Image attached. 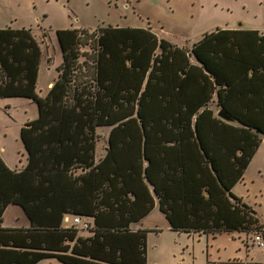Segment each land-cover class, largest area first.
Wrapping results in <instances>:
<instances>
[{
    "label": "trees",
    "instance_id": "1",
    "mask_svg": "<svg viewBox=\"0 0 264 264\" xmlns=\"http://www.w3.org/2000/svg\"><path fill=\"white\" fill-rule=\"evenodd\" d=\"M55 34L61 62L39 96L37 41L30 29L0 28V98L37 107L19 130L24 166L10 169L0 158V264L49 256L146 264V233L159 230L132 231L130 223L155 200L173 231L261 228L232 188L264 137V31L216 29L189 50L143 27ZM83 45L90 51L79 62ZM212 97L235 122L214 114ZM99 127L109 130L96 159ZM8 205L21 207L30 226H1ZM65 214L91 217V235L78 236L72 222L63 227Z\"/></svg>",
    "mask_w": 264,
    "mask_h": 264
},
{
    "label": "rangeland",
    "instance_id": "2",
    "mask_svg": "<svg viewBox=\"0 0 264 264\" xmlns=\"http://www.w3.org/2000/svg\"><path fill=\"white\" fill-rule=\"evenodd\" d=\"M107 26L149 28L157 38L187 45L208 29H264V0H0V28L30 29L40 47L35 87L39 96L45 95L46 84L56 78L55 66L61 62L56 30L77 28L90 34ZM93 35L88 36L89 41ZM89 51L88 45L80 46L78 61L82 62ZM36 116V104L29 98H0V148H4L0 158L10 169L23 152L20 127ZM107 132V127L96 129V155L106 145ZM232 192L254 209L261 228L198 237L170 230L156 208L146 220V224L161 229L149 231V263L188 264L194 246L197 264H264V246H257L254 240L256 235L264 240V138ZM19 216V208L9 206L2 225L21 224Z\"/></svg>",
    "mask_w": 264,
    "mask_h": 264
},
{
    "label": "crops",
    "instance_id": "3",
    "mask_svg": "<svg viewBox=\"0 0 264 264\" xmlns=\"http://www.w3.org/2000/svg\"><path fill=\"white\" fill-rule=\"evenodd\" d=\"M216 29H231V30L257 31L258 33H261L262 31H264V29H257V28H251V27H249V28H247V27H218V28L208 29L207 31H205L204 33L201 34V36L199 37V39L202 38L203 34L209 33V32H212V31H215ZM199 39H197V40H199ZM197 40H195V41H197ZM195 41H190V42L186 43L187 45H185V44H179L178 45V44H175L173 42L172 43L175 44V45H177V46H179V47H183V48H186L187 50H189L190 47H191V45H192V43L195 42ZM189 61L192 64L199 65L198 62L192 56L189 57ZM37 76H38V73H37ZM51 82H52V80H49L47 82L46 89H45V91H44L43 94H45L47 92V89L50 87ZM212 96L214 97V94ZM208 107L214 112L215 115H216L217 111L219 110V107L216 105V101H215L214 98H213V100H211L209 102ZM107 128L109 130V127H107ZM3 150H4L3 147L0 148V152L3 151ZM101 155H102V152L100 151L98 155H95L96 156V159L98 157H101ZM20 157H21V160H18V164L17 165L15 164L14 169L22 168L24 166L25 162H26V151L24 150V148H23V152L20 154ZM153 205L154 206L152 207L151 211L148 214H146L143 218H141L138 221H135V222L130 223V229L132 231H136L139 228H141V229H147V230H150V229H158L159 231H161L160 228H153V226H155V225L152 226V225L146 224L147 218H150V216H152V214L155 212V209L156 208L158 209V203H157L156 200L154 201V204ZM9 206H16V207L19 208V212H20V216L19 217H20V219H22V222H21V224L18 222V223H15V224L11 225V226H4V227H28V226H30V221H29L28 217L26 216V214L24 213V211L22 210L21 207H19L17 205H8L5 208L4 212L7 211V208ZM74 216H78L82 221L88 223L89 225L92 223V218L89 217V216H79V215H74V214H65L63 216V219H62V226L63 227H68L69 225H71L72 218ZM2 218H3V216H2ZM2 221H3V219H2ZM1 226H3L2 225V222H1ZM167 226H168V223H167ZM76 227L78 229V232H77V235L78 236H80V237H86V236L91 235V232L88 231V228L82 229V228H80L78 226H76ZM189 234H194V233H189ZM221 234H228V233H221ZM148 235H149V231L146 233V264H150L149 263V256H148V252H147V239H148ZM202 235L204 237L208 236V235H205V234H195L193 236L201 237ZM216 235H218V234H216ZM193 242H194V239L192 240V244H193ZM66 243H68L69 246L71 247L72 242H66ZM194 248L195 247L193 246V249H192V246H191L192 252L190 253V256H192V257H191L190 261L188 262V264H197V260H196L197 259L196 258L197 256H196V253L194 252ZM70 253H71L70 251H67L66 252V254H70ZM209 256L210 255H208V258H209ZM155 262L156 261H154V263ZM10 264H15V263H10ZM35 264H73V263L63 262L62 260L58 259L56 256H49V257H45V258L40 259Z\"/></svg>",
    "mask_w": 264,
    "mask_h": 264
},
{
    "label": "built area",
    "instance_id": "4",
    "mask_svg": "<svg viewBox=\"0 0 264 264\" xmlns=\"http://www.w3.org/2000/svg\"><path fill=\"white\" fill-rule=\"evenodd\" d=\"M72 223H73L75 226H78V227H80V228H82V229H86V228L88 227V224H87L86 222L82 221L78 216H74V217L72 218ZM254 240H255L257 246H259V247H263V246H264V240H263L262 237L256 235V236L254 237Z\"/></svg>",
    "mask_w": 264,
    "mask_h": 264
},
{
    "label": "water",
    "instance_id": "5",
    "mask_svg": "<svg viewBox=\"0 0 264 264\" xmlns=\"http://www.w3.org/2000/svg\"><path fill=\"white\" fill-rule=\"evenodd\" d=\"M216 116H218L219 118H221L226 122H231V123L235 122V119L230 115H228L223 109H219L216 113Z\"/></svg>",
    "mask_w": 264,
    "mask_h": 264
}]
</instances>
